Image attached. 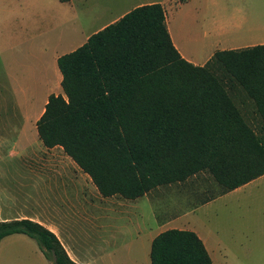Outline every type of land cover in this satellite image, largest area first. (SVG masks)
<instances>
[{
  "label": "trees",
  "instance_id": "16d2710c",
  "mask_svg": "<svg viewBox=\"0 0 264 264\" xmlns=\"http://www.w3.org/2000/svg\"><path fill=\"white\" fill-rule=\"evenodd\" d=\"M57 64L62 94L49 95L39 138L61 146L102 196L134 199L200 171L224 193L264 174V45L217 50L194 65L173 45L162 5L150 3ZM243 94L254 103L251 120L237 100ZM13 233L34 239L51 264H77L35 221H0V240ZM149 255L151 264H211L191 230L160 232Z\"/></svg>",
  "mask_w": 264,
  "mask_h": 264
},
{
  "label": "crops",
  "instance_id": "0c3cea01",
  "mask_svg": "<svg viewBox=\"0 0 264 264\" xmlns=\"http://www.w3.org/2000/svg\"><path fill=\"white\" fill-rule=\"evenodd\" d=\"M217 1L224 4L204 10L202 21L194 30L188 29L187 39L178 31L173 34L168 24V14L181 3L174 0H117L108 18H103L100 12L90 18L86 0L59 1L67 6V10L62 8L67 13L65 22L56 21L57 15L54 22L52 14L45 13L49 18L43 26L40 22L37 26L34 21L27 23L25 11L30 7L23 3H17V10L10 4L0 9V221L30 219L41 224L56 235L77 264H151L150 247L157 234L173 228L191 230L201 239L214 264L212 235L197 228L195 221L186 216L190 212L173 218L170 197L165 194L158 196L152 189L134 199L102 196L95 186L91 189V179L85 172L71 168L72 161L69 169H44L45 162L58 159L46 157L41 151L62 147L44 146L36 122L49 95L62 94L58 57L78 48L92 33L137 6L162 5L173 45L194 65H203L217 50L264 45V0ZM47 10L42 6V11ZM92 20L93 27L89 28ZM34 25L42 30L30 32L29 27ZM58 30L62 35L54 34ZM185 43L195 45L198 54L191 53ZM4 141H12V145ZM21 141H33L34 145ZM13 158L25 164L24 170L9 171L1 164ZM263 183L264 174L204 204L223 196L238 202L234 195ZM29 185L34 193L39 192V209L32 213L24 211L21 203L17 205ZM47 190L53 199L42 209L40 195ZM236 227L244 236L264 237V220L260 217ZM29 238L22 233L1 238L0 264H51L39 247L31 248Z\"/></svg>",
  "mask_w": 264,
  "mask_h": 264
},
{
  "label": "rangeland",
  "instance_id": "374dc122",
  "mask_svg": "<svg viewBox=\"0 0 264 264\" xmlns=\"http://www.w3.org/2000/svg\"><path fill=\"white\" fill-rule=\"evenodd\" d=\"M116 1L117 0H86L85 6H88V11L86 12H88L90 18L96 17L99 12L104 16L103 18H108L111 16L109 10L112 9L114 2ZM174 1L177 4L179 2L181 3L168 14V24L171 27L173 34L175 31H178L183 38H186L188 29L194 30L198 22H200V19L202 21L204 10H208L211 6L224 4L217 0L213 3L208 0ZM17 3H23L30 7L25 11L28 15L27 23L34 21L36 26L38 22H40L42 26L46 25L47 23L45 20H48L47 18L49 17H47L45 13L52 14L53 21L56 20V15L58 18L56 21L59 23L65 22L66 20L67 13L62 8L67 10V6L60 4L58 0H0V9L2 7L5 8L10 4L13 10H17ZM42 6L48 8L47 12L42 11ZM55 7H57L56 10L54 9ZM93 24L94 20L91 21L89 28H92ZM34 26L29 27L28 30L33 33L42 30ZM58 32L59 33L54 31V34L62 35L60 34L61 31L58 30ZM49 35H53V33ZM185 44L191 53L194 55L198 54V49L195 45ZM237 100L245 101L242 110L245 112L244 115L251 120V117H254V103L244 94L238 97ZM252 126L255 131L260 134L258 131L259 124L256 121L252 122ZM4 142H10L9 144L12 145V141ZM21 142H27L31 143L30 145H34L32 144L33 141ZM6 148L7 145L3 149ZM41 154L46 157L55 156L58 159V162H45L43 164L44 169H69V163L72 161L73 167L71 168L83 173L62 148L56 147L50 151H41ZM1 164L9 171L24 170L25 168V164L15 158L10 161L2 162ZM89 185L91 189L95 186L91 180ZM38 193L39 192L37 191L34 193L33 186L29 185L25 189L24 199L19 201L17 205L21 203V205L24 206V211L29 213L38 210ZM152 193H157V195L161 197L163 194H165V197H170L172 206L170 214H174L173 218L182 213L190 212V214H187L186 216L195 221L197 228L212 235L214 243L211 247V255L214 264H264V237L253 238L252 236H244L243 233L236 230V225L243 221H248L255 217H260L264 220V183L258 188L249 187L244 193L241 192L238 195H234V198H236L238 202L235 200L232 201V198L228 201L226 196H223L212 200L208 204H204L223 192L220 185L217 184L210 173L207 171H200L181 182L158 186V188L152 190ZM40 198V208L42 209H44L46 205H49V202L51 203L50 200L53 199L48 190L43 191ZM258 206L259 208H257ZM28 241L31 243V245L29 244L31 248H38L34 239L29 238ZM26 248L30 249L29 246H26Z\"/></svg>",
  "mask_w": 264,
  "mask_h": 264
}]
</instances>
